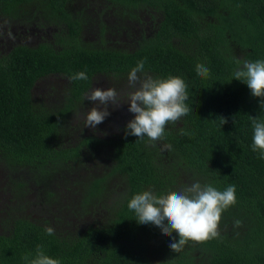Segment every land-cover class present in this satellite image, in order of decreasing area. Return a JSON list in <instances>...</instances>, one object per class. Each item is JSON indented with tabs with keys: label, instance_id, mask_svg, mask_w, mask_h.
Returning <instances> with one entry per match:
<instances>
[{
	"label": "trees",
	"instance_id": "trees-1",
	"mask_svg": "<svg viewBox=\"0 0 264 264\" xmlns=\"http://www.w3.org/2000/svg\"><path fill=\"white\" fill-rule=\"evenodd\" d=\"M70 1L0 0L10 26H45L24 17L32 6L56 19H47L55 22L51 39L0 54V162L15 177L0 201V264H25L22 257L34 258L37 249L60 264H264V158L252 150L264 98L234 79L244 61L264 60V0H103L106 11L141 29L126 49L108 48L103 38L102 47L88 44L86 23L66 10ZM138 10L156 12L154 23ZM100 26L104 38L117 33L102 18ZM129 30L121 24L120 32ZM141 60L144 73L187 85L189 112L166 124L163 139L126 136L135 115L107 136L103 125L87 133L91 127L73 124L94 76H128ZM197 63L209 69L207 78ZM78 72L88 80H71ZM48 77L65 81L64 96L37 103L34 91ZM71 177L66 189L79 194L62 199ZM195 182L221 192L234 185L236 203L222 212L217 237L172 251L178 234L138 223L127 205L143 191L163 195Z\"/></svg>",
	"mask_w": 264,
	"mask_h": 264
},
{
	"label": "clouds",
	"instance_id": "clouds-1",
	"mask_svg": "<svg viewBox=\"0 0 264 264\" xmlns=\"http://www.w3.org/2000/svg\"><path fill=\"white\" fill-rule=\"evenodd\" d=\"M144 67L145 62L139 61L127 77L129 87L134 89L127 94L128 111L135 116L127 123L125 135L139 139L146 135L155 143L163 139L166 124L174 123L188 114L186 101L189 97L182 78H154L144 73ZM195 68L202 78L210 75L209 69L202 63H197ZM116 78L114 74L113 79ZM70 79L88 80V76L85 72H78ZM234 79L246 83L254 97L264 98V60L244 61L242 67L234 71ZM85 99L98 105L90 109L85 119V127L93 129L110 115L109 104L113 108L122 105L114 88H95ZM261 105H264V99ZM253 128L252 150L259 149L261 158H264V121L253 117ZM164 148L170 149L171 145L165 144ZM235 192L234 185L221 192L210 183L201 185L195 182L182 191H170L163 195H156L152 190L143 191L135 194L127 207L135 212L138 223H151L159 227L165 236H172L173 232L178 234V242L173 238L169 247L172 251H179L188 241L203 242L219 235L217 229L221 214L229 206L235 205ZM45 232L53 235L54 229L48 227ZM22 259L25 264H60L58 259L45 255L40 249H37L34 258L25 254Z\"/></svg>",
	"mask_w": 264,
	"mask_h": 264
},
{
	"label": "rangeland",
	"instance_id": "rangeland-1",
	"mask_svg": "<svg viewBox=\"0 0 264 264\" xmlns=\"http://www.w3.org/2000/svg\"><path fill=\"white\" fill-rule=\"evenodd\" d=\"M107 5L109 4L104 2L103 0H71L68 3V6H66V10L74 17H81L84 20L86 26L83 30V37L91 46L95 48L102 47L103 43L101 42V39L103 38V40L107 42L108 48H131L133 41L137 39L141 33L139 25H135L136 23L131 20H123V18H121L120 16L118 17L112 11H106L105 9ZM138 12L139 10L137 11V13ZM139 13H141L143 17L147 16V12L145 10H140ZM51 16V13L41 12L38 10L37 6H32L28 11H24V17H29V19L32 18L33 20L43 22L45 26H43L44 28L37 26L26 31L24 27L19 28L10 26L3 18V15L0 13V54L2 52H5L7 48H11L17 43H27L30 46H34L40 42L51 39L52 31L55 29L53 28V23L55 22L52 21L53 23H49L48 20H56L53 17L51 18ZM101 18L107 24L115 28L117 33L111 32L109 35L107 34L106 38H104L103 36L106 34H102L100 30ZM128 19L131 18L129 17ZM122 23H127V25L131 27V30L127 32H120ZM235 51L239 53L240 56L244 57L243 51L239 50V48H237ZM113 75L114 73L96 75L92 87L87 94L90 95L95 88H100L101 90L114 88L117 91L120 103L122 104L121 106L116 108H113V106L109 104L108 111L110 115L107 116L102 123L95 127L98 128V126L103 125L104 131L106 133L101 130L100 134L102 136H107L108 134H116L119 130H121V127L124 126L126 122L135 115L134 113L128 111L127 94L131 91H134V89H131L128 85V76L124 77V75H122L117 76L116 79H113ZM65 84V81H60V79L56 77H48L46 79H43L38 83L34 91L33 98L37 103H44V101H48L49 103H56V101H59L58 98L64 96ZM95 106L98 105H95L89 100L84 102L83 105L78 108V113L76 117L73 118V124L83 123V125L85 126L86 115L90 111V109ZM92 131H94L93 128L88 129L87 133H90ZM12 177L13 176L7 170L6 166H3V163L0 162V201H3L4 199H6V196L9 197L12 194L11 192H9L10 189L6 184V181L10 183ZM74 184L75 181L73 177H71L69 179V183L62 185V190L60 189L61 192H59V194L62 196V199L79 194L78 192L76 193L75 189H66L67 186L72 187ZM33 187H37L36 183L33 184ZM29 198V200L35 199L33 195H29ZM30 214L37 217L32 213ZM54 228L61 229V227ZM243 228L247 229V227ZM223 230L227 231V229ZM239 231L240 228L235 231L234 236H236Z\"/></svg>",
	"mask_w": 264,
	"mask_h": 264
},
{
	"label": "flooded vegetation",
	"instance_id": "flooded-vegetation-1",
	"mask_svg": "<svg viewBox=\"0 0 264 264\" xmlns=\"http://www.w3.org/2000/svg\"><path fill=\"white\" fill-rule=\"evenodd\" d=\"M154 14H157L156 12H152V17L149 15V13L147 12V16H144V18L146 19V20H149L151 23H154L152 20H153V17L154 16H157V15H154ZM94 78H95V76H94ZM94 78H93V82H94ZM93 84V83H92ZM225 224H224V222L222 221L221 222V226H219V227H223ZM225 230L227 229V228H224Z\"/></svg>",
	"mask_w": 264,
	"mask_h": 264
}]
</instances>
